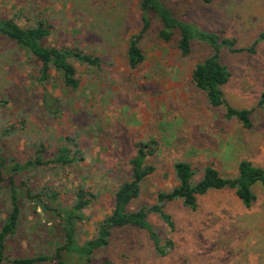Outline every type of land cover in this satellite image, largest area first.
<instances>
[{"label": "rangeland", "instance_id": "374dc122", "mask_svg": "<svg viewBox=\"0 0 264 264\" xmlns=\"http://www.w3.org/2000/svg\"><path fill=\"white\" fill-rule=\"evenodd\" d=\"M139 0H0V16L21 27L45 21L50 47H79L100 57L102 71L76 64L80 86H64L56 72L40 83L41 63L14 44L0 38V147L2 155L24 164L35 160L44 146V160L62 145L80 151L81 161L67 167L55 164L16 175L21 218L16 233L6 242L12 258L52 254L60 243L56 219L26 197L47 190L58 194L63 207H71L80 189L94 195L79 222L78 242L98 235V228L112 213L118 185L129 179V159L140 141L156 139L159 152L149 159L156 167L131 205L138 210L153 205L159 191L178 184L174 163L188 161L194 167L207 164L223 177L238 176V165L249 160L264 167V112L258 107L264 91V41L254 53H230L221 60L231 80L224 87L235 108L253 110V127L244 129L224 117V109L212 108L192 81L195 66L211 54L200 43L182 57L176 42L158 38L159 26L144 35L140 46L146 60L137 70L126 63L128 40L140 29ZM175 14L198 27L224 31L238 47L249 48L264 28V0H163ZM50 97L45 105L44 97ZM6 183H0V229L11 203ZM257 201L246 208L235 190L211 191L198 198L197 210L181 202L166 206L174 228L158 215L149 217L168 254L156 252L148 235L137 228L114 229L109 243L94 254L96 263L115 264H264V189H253ZM42 264V263H39ZM45 264V263H44Z\"/></svg>", "mask_w": 264, "mask_h": 264}, {"label": "trees", "instance_id": "16d2710c", "mask_svg": "<svg viewBox=\"0 0 264 264\" xmlns=\"http://www.w3.org/2000/svg\"><path fill=\"white\" fill-rule=\"evenodd\" d=\"M210 4L213 0H200ZM138 12L140 20L139 32L128 40L126 52L127 66L132 70L139 69L145 62L146 56L140 42L155 24L159 26L158 38L165 43L176 42V48L182 57L192 54L198 43L205 45L212 51L204 60L199 62L193 72L192 81L196 88L203 92L212 108L224 109L226 120L238 121L244 129L253 127V110L233 107L225 98L224 87L231 80L228 67L222 63L223 48L232 54L249 52L254 53L259 42L264 41V28L258 39L249 48L238 47L236 39L227 37L224 31L212 32L198 27L192 22L179 18L163 0H139ZM51 35L50 27L45 21L36 25L21 27L13 19L0 16V38L14 44L23 50L30 58L41 63L40 76L37 81L46 83L51 80V71H55L65 87L77 91L80 79L77 76L76 64L85 66L90 71H102L104 62L100 57L85 53L79 47H50L44 44ZM45 105H50V97H44ZM258 107L264 112V91L261 93ZM136 154L129 159L131 173L129 179L121 182L114 194V205L110 215L99 224L98 235L83 244L78 242L79 222L84 220V210L91 204L94 195L80 189L75 203L71 207H63L58 201V194L45 191L33 195L30 189L25 192L32 202L43 207L56 219V228L60 243L52 254L36 257L12 258L7 255V239L14 235L19 227L21 218V194L16 186V175L34 168L55 164L67 167L81 161L80 151H73L69 145H62L52 154L53 159L45 161L44 146L37 151L35 160L20 163L15 159H8L2 155L0 147V183L8 185L10 197V213L0 229V264H115L111 260L96 263L94 254L98 249L109 243L114 229L137 228L144 231L160 255H167L166 247H173V241L168 240L163 245L160 236L150 223L152 214L158 215L172 230L174 224L171 216L166 212V206L172 202H181L183 206L197 210L198 198L211 191L232 189L244 207L251 208L257 201L253 189L260 185L264 189V167L256 166L249 160H242L238 165V176L223 177L220 171L211 164L205 167H194L192 163L179 160L174 163L175 177L178 182L169 190L159 191L153 205H145L138 210H131V203L140 197L145 180L155 173L156 167L149 163V159L160 150V143L156 139L146 142L140 141L136 145Z\"/></svg>", "mask_w": 264, "mask_h": 264}]
</instances>
